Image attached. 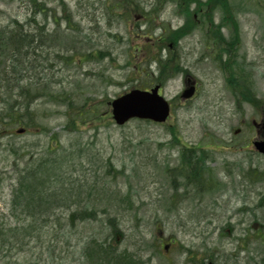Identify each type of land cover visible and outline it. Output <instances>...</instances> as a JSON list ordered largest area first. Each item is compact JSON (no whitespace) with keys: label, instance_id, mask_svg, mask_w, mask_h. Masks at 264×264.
Wrapping results in <instances>:
<instances>
[{"label":"rangeland","instance_id":"rangeland-1","mask_svg":"<svg viewBox=\"0 0 264 264\" xmlns=\"http://www.w3.org/2000/svg\"><path fill=\"white\" fill-rule=\"evenodd\" d=\"M115 1L127 9L116 10L114 0H0V30L13 21L25 23L34 17L51 35L47 44L54 50L45 45L39 69L50 76L52 70L46 66H54V91L64 89L78 102L86 98L99 102L103 114L109 101L151 79V63L143 69L138 64L150 62L154 56L143 60L135 56L134 49H148L151 42L142 38L160 35L156 32L152 37L135 24L133 17L125 19L132 12L140 14L144 6L149 9L153 0ZM224 2L240 12L237 50L240 59L245 56L246 64L255 67L253 90L261 99L257 107H236L221 72L208 56L203 57L204 42L198 26L172 52L181 69L198 82L199 90L187 105L174 106L166 125L132 121L119 128L104 121L67 129L65 107L42 99L35 102L32 109L43 132L30 131L33 122L24 120L28 126L25 133L16 134L20 126L0 137V264H59L64 258L75 262L81 238L105 241L106 247L114 250L113 262L129 253L147 264H192L193 259L213 264H264V157L248 147L255 137L251 122L264 121V0ZM42 5L44 12L39 10ZM193 8L187 12L190 22ZM173 12L174 7L168 6L156 27H181L184 18L175 17ZM117 15L121 20L116 19ZM64 17L70 19L73 30ZM57 21L60 30L54 32ZM56 50L60 55L80 54L77 57L83 64L57 63ZM92 52L103 57L99 61L86 60L85 54ZM152 70V76L156 75L157 67ZM181 76L183 73L167 81L163 90L166 99H173L183 90ZM172 131L186 145L209 146H202L209 149L205 165L213 169L219 189L211 188L210 195L195 198L190 190L188 200L178 201L170 188L171 173L163 172L166 165L172 169L178 163V148H168ZM259 131L264 139V128ZM31 160L46 166L41 169L39 181L53 164L50 184L58 198L54 217L35 215L29 222L22 216H12L9 201L24 166ZM107 163L115 170L122 169V173L108 176ZM238 165L244 171L250 167L254 182L243 178L242 170L238 175ZM256 170L261 174H255ZM26 196L23 192L20 201ZM48 207L43 211L51 215ZM75 209L93 210L97 218L68 229V214ZM255 230H261L259 238ZM171 239L176 246L163 249V245H171Z\"/></svg>","mask_w":264,"mask_h":264},{"label":"trees","instance_id":"trees-1","mask_svg":"<svg viewBox=\"0 0 264 264\" xmlns=\"http://www.w3.org/2000/svg\"><path fill=\"white\" fill-rule=\"evenodd\" d=\"M184 1L185 0H178L179 3ZM179 6L181 7V5ZM42 7H44V5L41 7L39 6V10L44 12L46 9ZM61 7H63V5ZM224 8L227 9L226 7ZM221 12H223L222 9ZM227 12L230 13L231 11L228 9ZM223 16L222 13V20ZM63 20L68 28L73 30L70 19L66 21L64 17ZM54 23L56 27L53 31L58 32L61 25L58 21ZM210 23V20L208 21L207 18L203 16L201 24L202 29H204L206 33L210 31L212 37L215 39L212 40L210 39L211 37H207L206 40L213 41L214 46H216L218 50H221L223 55H229L228 51L233 43H224V41L219 38L218 31L214 33L213 28H210ZM31 26H33L34 29H31ZM195 26V24L190 25L191 28ZM45 30L46 28L41 26L34 17L28 19L27 22L23 24L13 21L7 27L0 30V128H3L5 132L12 131L20 126L28 127L24 120L33 122L31 123V131L41 130V132H43V127L40 125L41 128H39V125L36 123V114L32 109L34 103L40 102V99L56 107H65L64 117L67 122V129L87 127L90 124L99 125L103 121V116L100 114L98 108V106H100L99 103H92L87 98L82 102H78V100L71 97L70 93L65 92L64 89L61 91H54L56 86L53 79L54 66L51 67L50 64L46 66L47 69L52 70L50 76L43 74L42 70L39 69V60L43 55L42 50L46 47L45 45H48V48L52 51L54 50V48H51L49 44H47L48 41H50L49 38L51 35H49L50 33H45ZM179 33L180 31L174 33V36ZM236 45L237 41H234L233 47ZM54 52H56L54 53V60L61 65L67 66L78 62L76 66H80V64L83 63V61L77 57L80 56V54L64 52V55H60V51L56 50ZM223 55L219 57L215 56L214 61L219 65L227 90L237 101L241 103H251L257 106L260 100L257 99L252 92V74L247 70V68L250 69V67L246 68L244 64L238 61V57L235 55H232V58H224ZM85 56L86 59H91L93 55L85 54ZM171 68V64L167 65V71H170ZM54 139L57 141L56 137ZM175 144L176 143L173 142L171 146ZM176 145H179V143ZM135 148L138 147L135 146ZM202 162L203 159L198 157L194 150H186L181 154L178 168L176 169L178 175L182 177L185 182L182 183L184 189L194 186L196 197L201 195L200 193L202 190H208L209 188L207 177L210 178V172H206V178L201 176L202 173H205L200 168ZM52 165L53 164H50L46 169V177L39 181L38 177L41 175L42 167H46L45 164H36L35 160L27 162V165L23 168L22 175L18 178V182L16 183L17 187L12 192L10 200V211L12 216L13 214L22 216L25 221L29 220V222L34 219L35 215L45 218L54 217V212L56 210L55 202L58 195L53 185L50 184L53 177ZM107 165L106 174L108 176L110 174L116 176L123 171L115 170L109 163H107ZM23 192L26 193L27 196L20 201ZM184 196H186V194ZM50 203L51 206L48 207ZM47 207L50 209L51 215L43 211V209H47ZM37 210H39L40 213L35 214ZM21 211L25 212V214ZM96 218L97 214L93 212V210L83 209L82 211H78L75 209L68 214V229H76V224L93 222ZM111 221L116 222V219L112 218ZM111 221L108 223L111 224ZM75 252L78 253V258L75 262L69 259L67 261V258H64L59 264H147L146 261H142L140 257H135L129 253L120 255L117 260L113 262L115 257L114 250L108 246L106 247L105 241L101 242V240L96 238H92L91 240L81 238ZM50 259L53 261L52 258ZM53 262L50 261V264H53ZM192 262L197 264L194 259ZM199 262H202V260H199Z\"/></svg>","mask_w":264,"mask_h":264},{"label":"water","instance_id":"water-1","mask_svg":"<svg viewBox=\"0 0 264 264\" xmlns=\"http://www.w3.org/2000/svg\"><path fill=\"white\" fill-rule=\"evenodd\" d=\"M158 87L150 93L132 91L112 103L113 120L117 125H123L132 118L146 119L162 123L169 113L167 103L158 96ZM193 89L185 92L184 97L189 98ZM256 149L264 153V142L255 143Z\"/></svg>","mask_w":264,"mask_h":264},{"label":"flooded vegetation","instance_id":"flooded-vegetation-1","mask_svg":"<svg viewBox=\"0 0 264 264\" xmlns=\"http://www.w3.org/2000/svg\"><path fill=\"white\" fill-rule=\"evenodd\" d=\"M213 0H208V2L210 3V2H212Z\"/></svg>","mask_w":264,"mask_h":264}]
</instances>
